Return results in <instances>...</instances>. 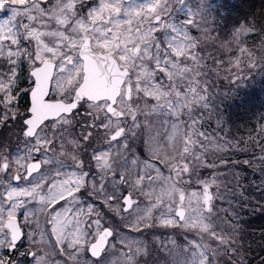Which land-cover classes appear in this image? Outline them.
Returning <instances> with one entry per match:
<instances>
[{"label": "rangeland", "instance_id": "1", "mask_svg": "<svg viewBox=\"0 0 264 264\" xmlns=\"http://www.w3.org/2000/svg\"><path fill=\"white\" fill-rule=\"evenodd\" d=\"M4 3H0V8L4 7ZM13 3L27 7L12 9L9 16L3 18V24H0V72L5 73L0 75V93L4 94L5 108L18 97L22 98L24 90L32 89L30 70L37 65L35 61L41 62L47 56L59 63L60 73L54 92L68 94L74 83L83 77L82 60L78 52L86 28H89L95 50L110 52L121 64H128L132 68L138 96L135 111L139 119L143 117L137 122L141 125L135 134V154L129 168L134 174L130 193L136 200L129 212L133 219L130 227L138 231L134 234L132 231L124 235L119 233L118 242L125 247L119 251L117 263L230 264V261L231 264H237L233 257L239 254L235 250L237 234L230 220L235 214L229 204L227 190L228 179L233 175L227 169L237 162H245V170L264 167V160L259 159L264 157V116L255 125L253 133L244 140L236 136V132L230 136L229 124L224 122L228 114L233 115L231 106L242 104L247 93L264 81V33L262 40L252 43L250 34L255 29L246 22L233 20L230 29L229 22L225 28H222L223 24L220 28L217 23V20H223L221 12L231 8L239 9L238 0H199V3L190 0L182 13L193 16L197 21L194 26L200 29L199 32H192L186 27V21L182 20L180 26L173 20L161 19L158 24L154 22L156 16L161 18L172 11L170 0H144L143 3L141 0H100L95 7H90L86 0H54L47 7L43 0H13ZM244 9L248 7L244 5ZM176 19L179 20V16ZM21 37L29 43L25 45ZM139 43L142 49L132 57L130 50ZM33 51L34 58L31 55ZM10 65L14 67L9 68ZM252 65L256 67L249 72ZM203 66L211 68L210 72L215 79V82L212 80L214 98L211 99L208 92L209 74L201 76ZM21 76L29 85L28 82L19 83ZM237 80L239 83H236ZM143 96L146 99L140 101ZM138 106H145L146 113H140L142 108ZM98 109L99 106L88 107V110ZM27 111L28 105L25 106L23 102L10 109L8 115L22 118ZM206 120H214L217 125L222 124L223 128L214 126L207 138L209 142L200 144L202 137L206 139L202 126ZM85 121L87 125H83ZM88 125L87 117L74 114L48 121L43 130L40 128L37 133V136L43 138L36 140L35 146L26 151H17L27 147L18 121H13L8 133L0 136V165L6 160L10 169L5 177V170L0 166V185L4 186L0 190V264H5L1 260L8 257L3 251V241L6 237L8 239L9 233L4 226L7 218L19 215L27 239L33 243L30 248L35 247L39 243V240L34 239L35 235L41 233V229L43 232L49 231L46 211L38 212L41 220L39 216V220H36L26 202L38 201L40 205H45L83 183L82 173L70 171L73 169L71 161L70 165L67 162L68 166L61 165L68 158L79 159L78 139L82 140L85 135L98 136L97 130ZM103 133L107 135V132ZM251 139L253 142L248 143ZM14 140L16 143L9 150L6 146ZM50 142L51 148L47 150ZM28 143L32 141L28 140ZM137 145L145 150L139 152ZM39 147L43 149L38 157L42 161L43 171L36 181L26 182L23 171L27 163L37 157L34 148ZM208 148L210 153L218 151L219 154L209 160ZM149 153L153 155L147 156ZM242 155L249 156V159L245 157L239 161L237 157ZM154 157H160V161L153 160ZM99 159L104 171L99 187L105 190V185H109L111 179L107 174L112 170L116 158L105 148ZM208 166L210 170L216 171L207 170ZM124 168L120 166V169ZM196 168L198 171H195ZM14 173L20 174L22 185L12 182ZM260 174L263 178L264 173ZM178 185L184 186L183 192L189 208L182 226L197 229L199 245L194 243L195 255L185 252V244L182 246L179 241L181 236L173 231L172 235L167 236L164 249H161L165 255L160 259L157 253H149L142 227L150 226L155 219H160V224L178 222L174 216L179 202L178 195L181 193ZM205 185L214 188L211 211L204 207L202 187ZM124 190L125 187L119 186L115 192L117 196H123L121 193ZM110 195L104 191V203L111 209L119 206L121 215L120 202H108ZM9 204L11 207H6ZM35 207L39 210V207ZM105 221H109L108 218L105 217ZM9 243L10 239L7 246ZM43 243L45 248H51L49 241ZM130 243L133 246L132 253L126 252ZM204 245L211 248L208 250L211 254ZM239 259L243 262V257ZM240 262L238 264H243Z\"/></svg>", "mask_w": 264, "mask_h": 264}, {"label": "flooded vegetation", "instance_id": "2", "mask_svg": "<svg viewBox=\"0 0 264 264\" xmlns=\"http://www.w3.org/2000/svg\"><path fill=\"white\" fill-rule=\"evenodd\" d=\"M137 45H142L139 43ZM97 51V50H96ZM131 51V50H130ZM101 52V51H100ZM79 55V52H78ZM114 55V54H113ZM115 56V55H114ZM116 57V56H115ZM117 58V57H116ZM81 59V58H80ZM53 61L55 63L54 73L51 79V86L49 95L47 97L48 100H63L64 102H71L74 97V93L76 91V88L81 83L83 77L81 80H77L74 85L71 87L68 94L61 95L56 94L54 89L56 88V79L58 78L59 72V63L58 61L52 59L51 57L47 56L41 60L40 64H37L35 67L32 68V70L37 69L41 66V64L46 61ZM119 61V59L117 58ZM121 61H119V65L122 68L128 67L129 74L126 78V81L121 89V94L117 98L115 104L113 105V108L115 109V112H110L108 109V105L110 103L109 100H102L99 102H91L87 99H83L79 105H83L82 112L84 114H81V112H72L71 114H74L75 116H83L88 118L89 125H94V127L98 132V136L96 137H90L89 135L83 136L82 140L78 139L79 146L77 151L80 152L79 159L76 160H70L69 158L62 163L61 166H68V164H73V169L70 171H76L82 173V179L83 183L79 186L72 187V189L69 191V193L65 194L64 196L60 197L56 200H51L45 205H40L38 201H27V206L34 212L36 216V220L38 219V216L40 218V214L38 215V212L44 210L46 211V223L51 225L49 228V231H44L41 229V233H37L35 235V240H39V243L35 245V247L30 248V245L33 243H30L27 239V243L24 244L19 248V252L16 254H13L12 257V264H16V261L19 259L20 253H25V249H28V252H33L37 254V259L35 264H53V261L57 262V264H92V261L88 259L86 252L84 251L86 247L91 246L93 241L92 237L88 234L89 229L92 228L97 221L93 220L91 224H89V220L91 217H102L105 219L108 218L109 221H106L109 225V227L112 229V231L118 233L116 237V242H114V251L113 248L108 249V253L111 256V259L107 257V253L104 257L100 258L102 259V264H118L117 260L119 259V255H115V253L120 254V250L123 249L125 246L118 242L119 233L121 232L122 235L129 234L138 230H133L130 227V223L133 221V219L129 216V211H125V205L122 203L124 200L123 196H117V192L115 190L119 189V186L125 187L126 190L122 191L121 194H123L125 191L130 194L132 198V194L130 193V187L134 183V180L132 179L134 177L133 172L130 171V161L131 158L135 154L134 148H135V134L138 130L140 124H137L142 118L139 119V114H137L136 110V101H138V96L136 95V88H135V80L133 78V72L132 68L128 64H121ZM83 66V61H82ZM194 68V67H193ZM204 68L203 70H205ZM195 70V69H194ZM24 70H22L23 74ZM31 73V70H30ZM196 76V75H195ZM35 77V84L31 83L32 89L35 87L37 82V77ZM25 80L23 76H21L19 83L24 84ZM131 84V93L130 96L127 98L126 96V84ZM29 85V82H28ZM53 92V93H52ZM146 98H140V101L144 100ZM24 103L27 99H24ZM122 103H125L122 105ZM29 105V104H28ZM89 106H99L98 110H88ZM29 107V106H28ZM142 108L140 113H146L145 106H138ZM124 110V111H123ZM69 114V115H71ZM136 115V117H135ZM64 116L68 115H62L59 117L61 119ZM169 116V115H167ZM136 120V124H132V120ZM48 122V121H47ZM46 124V123H45ZM87 121L83 122V125H87ZM138 125V126H137ZM44 126V125H43ZM209 126V134L211 133L210 130L213 128L212 124L208 122ZM119 129H122V132L119 137L112 138V135L115 134ZM110 130V131H108ZM144 130V129H143ZM103 132H107V135L104 136ZM128 132H131V135H127ZM139 133V132H138ZM144 134H146V131L144 130ZM24 139V138H23ZM22 139V140H23ZM152 144L148 145V148ZM51 148V142L49 143L48 149ZM108 149L111 151V154L116 159L114 160V164L112 166V170L108 172L107 177H111L109 180L110 184L105 185V190L99 187V182L103 177L104 171L102 169V163L99 159L101 152L104 149ZM137 150L139 152L144 151V147H141L137 145ZM41 151H43L42 148H34V152H39L41 154ZM116 154V156H115ZM153 153H149L147 156H151ZM160 158V157H159ZM159 158H153V160L160 161ZM120 159L122 162L120 163ZM33 160H40L38 157H35ZM69 160V161H68ZM32 161V160H31ZM30 162V161H29ZM28 162V163H29ZM68 162V164H67ZM27 163V164H28ZM70 165V164H69ZM8 166V164H7ZM119 166V167H118ZM121 167H125L124 169H120ZM43 164L41 161V168L40 170L31 175L29 178L25 177L26 174V168L23 171V179L26 182H30L32 180L36 181L38 176L41 175V172ZM3 169V168H2ZM127 171L125 172L124 170ZM5 170V169H4ZM195 171H198V168L195 169ZM75 172V173H76ZM123 172L124 174H121ZM116 173H120V179L114 180V176ZM76 176H78L76 174ZM95 176L97 179H92L91 177ZM150 176H152L150 174ZM4 178V176H3ZM21 180V176L19 174V184L22 185L23 181ZM91 188L92 190L88 192V196L92 197L95 201H101V205L93 204L91 201H88L87 204L80 203V197L79 195H76L81 189H87ZM178 188L180 189L181 193L183 192V185H178ZM104 191L111 194L108 197V202L119 204L121 205V211L122 214L119 215V206L113 209L109 208L107 204L104 203ZM67 197L69 200V205L65 206V208L57 209L56 211H52V205L57 201L61 200L63 198ZM119 198H121V201H119ZM134 199V198H133ZM135 200V199H134ZM114 201V202H113ZM135 202H133L134 204ZM132 204V206H133ZM177 205V204H176ZM39 207V210L35 207ZM131 206V208H132ZM184 206L186 210V217L188 216L189 208L186 205V195L184 200ZM204 202V207H205ZM177 207V206H176ZM212 210V205L210 206L209 210ZM210 210V211H211ZM126 215V216H125ZM175 216V211H174ZM19 220L21 227L23 228L24 234L27 235V233L24 230V227L21 224L19 215L12 216ZM119 217L120 219H117ZM48 218V219H47ZM41 220V218H40ZM160 219H155L150 226L142 227V232L145 233L144 237L146 238V242L148 244L149 253L153 251L155 254L157 253L159 258L161 259L162 256L165 255V252H163L165 243L167 241V236L172 235L173 231L178 233L181 237L179 241L182 243V246L185 244V251L187 253L195 254L196 253V245L194 243H197L199 245V234L197 232V229H190V228H184L182 225L184 224L185 220L180 221L178 219V222L172 223L171 225H168L167 223L160 224ZM40 222V221H39ZM127 223V225H126ZM88 225V228H85V225ZM54 228V230H52ZM6 229V228H5ZM106 229L97 228L95 231V235L97 239L100 237V235L105 231ZM9 232V231H8ZM180 232V233H179ZM81 237H84L85 239L81 240ZM8 239H10L9 246L11 245V238L10 233H8ZM8 239H4V248H7L8 245ZM58 239V242H57ZM96 239V241H97ZM49 241L50 249L47 247L45 248L43 241ZM7 241V243H6ZM95 241V243H96ZM107 242L108 239H107ZM191 243V244H190ZM120 245H123V247H120ZM180 245V244H179ZM63 253V256L66 258L65 260H61L57 249ZM71 249H76L81 254L79 256L76 255V252H73ZM133 246L130 243V246L126 248V252L132 253ZM4 253H6L4 251ZM8 254V253H7ZM9 255V254H8ZM151 257V256H150ZM5 264H9L8 257L3 258L1 260ZM28 261H24L23 264H26Z\"/></svg>", "mask_w": 264, "mask_h": 264}, {"label": "trees", "instance_id": "3", "mask_svg": "<svg viewBox=\"0 0 264 264\" xmlns=\"http://www.w3.org/2000/svg\"><path fill=\"white\" fill-rule=\"evenodd\" d=\"M244 5L248 7L247 10L244 9ZM238 8L240 10H233L231 8L230 10L227 9L228 11L221 12L223 20H217L220 28L221 24H223L222 28H225L227 22H229L228 29H230L233 20L240 23L246 22L249 27L255 29L250 34L252 43L262 40V34L264 33V0H238ZM254 87L247 93L242 104L238 103L231 106L233 115L230 116L228 114V118H225L224 121L225 124L227 122L229 124V135L231 136L236 132L235 135L241 138V140H244L251 132L253 133L255 125L264 116V81ZM25 103L27 105L28 100ZM6 133L8 131L4 134ZM16 140L13 143L7 144L6 147L9 150L13 149ZM251 142H253L252 139L248 143ZM227 151L232 152V150ZM213 154L208 151L209 160H211L212 156L214 158L218 155L219 152L216 151ZM245 157L249 159L247 155L238 156L237 159L242 161ZM244 163H234L230 169H227L233 175L228 179L227 190L229 192V204L231 205L232 212L235 214L230 219L235 226L234 232L237 234L235 236V250L238 251V255L243 257V262H240V256L236 255L233 257L237 260V264L238 262L243 264H259L258 258L264 255V177L261 178L260 174V172L264 173V167L258 166L255 170H245V167H243ZM207 170H210V168L208 167ZM210 171H216V169ZM243 171L245 174H243ZM224 202L225 200H223ZM235 223L239 225L236 226ZM229 263L231 264L230 261Z\"/></svg>", "mask_w": 264, "mask_h": 264}, {"label": "water", "instance_id": "4", "mask_svg": "<svg viewBox=\"0 0 264 264\" xmlns=\"http://www.w3.org/2000/svg\"><path fill=\"white\" fill-rule=\"evenodd\" d=\"M131 1V0H125ZM160 17L156 16L154 21L156 22ZM84 41L81 44L79 55L83 60V80L77 87L73 100L71 102H64L62 100H47L49 94L51 79L54 73L55 63L51 61H45L43 64L31 71V73L37 77L35 87L32 89L31 109L33 115L31 118V130L36 134L38 129L48 120L57 119L63 114H70L74 111L76 106L83 99L89 101L99 102L102 100H109L108 109L110 112H115L113 105L115 104L118 96L121 94V88L129 74L128 68H120L117 59L110 53H99L92 48L91 37L89 29L84 30ZM141 46H135L131 51L134 56L140 51ZM131 93L130 83L126 84V96L127 98ZM122 129H119L112 138L120 136ZM38 165L32 161L27 166L26 178H29L33 173L37 172L41 168V162L39 160ZM7 164V162H4ZM4 168V167H3ZM19 177L15 174L14 179ZM212 195L209 187H204V200L206 206L210 207ZM125 199V198H124ZM184 202V194L179 196V204L176 210V215L180 220L185 217V209L182 207ZM133 200L129 195L127 199V207L131 208ZM6 228L10 232L11 246L13 241L19 240L21 236V225L15 218H9L6 221ZM24 233V232H23ZM108 232L105 230L96 241L97 254L99 249H102L107 242Z\"/></svg>", "mask_w": 264, "mask_h": 264}, {"label": "snow or ice", "instance_id": "5", "mask_svg": "<svg viewBox=\"0 0 264 264\" xmlns=\"http://www.w3.org/2000/svg\"><path fill=\"white\" fill-rule=\"evenodd\" d=\"M54 0H43L44 6L47 7V5L49 3H53ZM86 2L88 3V5L90 7H95L98 6L100 3V0H95V4H93V0H86ZM141 2L143 3L144 0H141ZM197 2L199 3V0H197ZM226 2V0H225ZM0 3H4V0H0ZM190 3V0H170V4H171V8L172 11H168L167 15L164 17L159 18L156 23H160V20H173L175 21L177 26H180V21H186V27L189 28L192 32H199L200 29L198 27H195L194 25L197 23V21L193 18L192 15H188L186 13H182V10L185 9V6L188 5ZM27 7V5H23V4H15L13 3V0H7L6 3H4V7L0 8V24H3V18L4 17H8L9 13L12 9L15 8H25ZM168 9V5L165 6V10L167 11ZM190 11V10H189ZM85 12H88V9H85ZM173 13H175L176 15L174 16ZM176 16H179V20L176 19ZM12 23H16V21H12ZM18 26V25H17ZM213 32H215V28H213ZM21 40L23 41V43L25 45H27L29 43V41L27 39H24L23 37H21ZM35 47V44L33 45ZM33 56V58L35 57V51H33V53L31 54ZM23 59V57H22ZM36 64H40V61H35ZM14 67V65H10L9 68ZM256 67V65H252V67L249 68V72L252 71V68ZM0 75H5V73L0 72ZM30 76H32V83L33 85L35 84V77L32 73H30ZM28 81H25V83H27ZM236 83H239V80L236 81ZM31 97H32V92L30 90H24L22 93V98L18 97L17 100L11 102L8 105V108H5V103L4 101V94L0 93V120H2L3 122L0 123V136L4 135V133L6 131H8V129L12 126L13 121H18L20 123V125L22 126V136L25 138V144H26V148H21L18 149L17 151H26L27 148H32L35 146V142L38 139H42L43 137H39L37 136L32 130H31V118H32V111L31 109H29V111L23 113L22 118L18 117L16 115H8V112L10 109L12 108H16L18 107V105L20 103H23L24 99L28 100L29 105H31ZM210 99V98H209ZM82 108L83 105H77L76 108L74 109V112H81V114H84L82 112ZM211 108L208 109V111H210ZM218 111V110H217ZM207 114V112H206ZM214 126H219L220 128H223V125H217L216 121H212ZM132 124L135 125L136 124V120L133 119L132 120ZM88 127L92 128L94 127V125H88ZM41 130H43V126H41ZM127 135H131V132H128ZM28 140H31L32 143L29 144ZM53 143H56V141H53ZM35 155L37 157L40 156L39 152H36ZM259 159L264 160V157H260ZM38 165V161L34 162ZM247 165V162H246ZM2 167H4L5 171H4V176L7 177L8 175V171L10 169H8L7 164H3L0 165ZM92 179H97V177L92 176ZM114 180H119L120 179V173H116L114 178ZM14 184L16 182H19V177H16L13 181ZM4 188L3 185H0V190H2ZM92 189L89 187L87 189H81L78 193H76V195H79L80 197V203L82 204H87L88 201H91L93 204H97V205H101L102 206V202L101 201H95L92 199V197L88 196V192L91 191ZM124 197L125 199L122 201V203H124L125 205V211H132L131 208L127 207V199L129 198V194L125 191L124 193ZM7 197V194L5 195L4 198ZM114 202V201H113ZM138 204V202H137ZM69 205V200L67 197L61 199V200H57L53 205L51 210L52 211H56L57 209L60 208H65V206ZM6 207H11V204L7 205ZM135 207V206H134ZM117 219H120L119 217H117ZM95 220L97 221V223L89 229L88 234L92 237V245L88 246L85 248V252L87 254V257L89 260L92 261V264H102V257L105 256V254L107 253V257L109 259H111V256L108 253V249L109 248H113L114 251V242H116V237L118 235V233L112 231V229L109 227L108 223L105 221L104 218L102 217H91L89 220V224H91V222ZM25 224H27V221H25ZM49 228L51 227V225L48 226ZM85 228H88V225H85ZM97 228H101V229H106L108 232V241L106 242L103 246L102 249H99L98 254H97V248H96V244L95 241L97 239L96 235H95V231ZM7 243V241H6ZM27 243V235L23 233V229H21V236L19 240H15L13 241V246L11 247H7L4 248L3 251H5L6 253H8V260H9V264H12V257L13 254H16L19 252V248L21 246H23L24 244ZM120 247H123V245H120ZM73 252H76V255L79 256L81 253L79 251H77L76 249H71ZM57 253L60 257L61 260H65L66 258L63 256V253L59 250V248L57 249ZM115 255H119V253H115ZM37 259V254L33 253V252H26V253H20L19 254V259L16 261V264H23L24 261H29V264H35ZM259 264H264V255L260 256L259 258ZM53 264H57V262L53 261Z\"/></svg>", "mask_w": 264, "mask_h": 264}]
</instances>
